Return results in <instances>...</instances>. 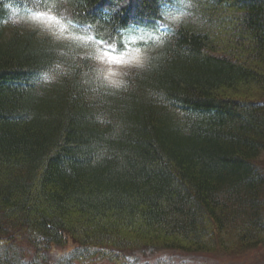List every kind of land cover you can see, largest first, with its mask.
Masks as SVG:
<instances>
[{
    "label": "trees",
    "instance_id": "16d2710c",
    "mask_svg": "<svg viewBox=\"0 0 264 264\" xmlns=\"http://www.w3.org/2000/svg\"><path fill=\"white\" fill-rule=\"evenodd\" d=\"M52 9L120 42L154 35L144 65L107 88L79 50L13 19ZM263 152L264 0H0V264L255 248Z\"/></svg>",
    "mask_w": 264,
    "mask_h": 264
},
{
    "label": "clouds",
    "instance_id": "9594fccd",
    "mask_svg": "<svg viewBox=\"0 0 264 264\" xmlns=\"http://www.w3.org/2000/svg\"><path fill=\"white\" fill-rule=\"evenodd\" d=\"M187 6L194 7L192 4ZM53 7H55V5H53ZM113 11H115V9H113ZM39 15H42L44 19L39 20L36 17L32 19L35 20L42 29L46 30V33L54 42L60 43L73 50H79L78 54H82L84 59L89 60L95 66L97 78L102 80L103 85L107 88L120 89L126 87V81L122 79V76L125 74L123 70L130 67H142L147 59V50L135 46V42L139 38L132 39L134 46L131 50L127 47H116V45L120 43L116 35L119 29L101 25L100 20H97L91 25L92 30L81 29L83 32V34H81L80 31L74 30L71 20H65L57 13H51L54 18L52 22L47 21L49 13H42ZM171 18L178 23L186 19L183 14ZM110 57L121 59L120 62H116L115 60L110 62ZM54 68L59 70L61 74L64 72V69L59 63L55 64ZM106 73H108L109 76L107 79H104ZM44 80L47 83H56L57 75H50L46 72L44 74Z\"/></svg>",
    "mask_w": 264,
    "mask_h": 264
},
{
    "label": "rangeland",
    "instance_id": "374dc122",
    "mask_svg": "<svg viewBox=\"0 0 264 264\" xmlns=\"http://www.w3.org/2000/svg\"><path fill=\"white\" fill-rule=\"evenodd\" d=\"M62 10L64 11V9ZM52 11L40 10V11L32 12V13H26L22 11L16 14L13 17V19L15 22H19V20H21L23 23L26 22L28 26L31 25L30 27H35L41 33L48 35L46 33V30L42 29L40 25L36 23V21L33 20L32 18L36 17L39 20H43L44 17L39 14L49 13V15L47 16V21L50 22L48 20V17H52L51 13H56L53 9ZM11 13H12V10H11ZM57 14H59L65 20H70L69 17L62 16L64 13H61V14L57 13ZM72 25H73L74 30L80 31L81 34H83L81 29H79L75 24L72 23ZM135 38H139L136 40L135 46L142 47L146 49L147 51H148V45L151 44L152 40H155L154 35L150 36L146 34V32H137L136 29H131V31L126 30V32H124V35L121 38L120 45L117 44L116 47H127L129 50H131V48L134 46L132 39H135ZM111 61L112 60L110 59V62ZM92 66L94 67L96 71L95 66L93 64ZM127 69L129 68H126L123 71L126 72ZM108 76L109 74L106 73L104 79H107ZM259 164L264 169V152L259 159ZM54 249L57 250L58 252L61 251L60 249H57V248H54ZM170 251H172L174 254V258H172L173 260L170 261L172 263L177 262V263H188V264H202V263H208V264H264V243H261L257 247L246 250L244 252H236V253L232 252L231 254H224L223 252L218 251V250L212 253H200V254L199 253H195V254L186 253V252L175 251V250H170ZM170 251H168L169 254H170ZM159 256H160V253H158L156 256H150L143 260H148L149 263H153L156 261V259H160ZM161 257L163 258L160 260L161 263L166 261L164 260L166 259L164 258L165 257L164 255ZM51 258L53 257L51 256ZM90 263L94 264L93 262H90Z\"/></svg>",
    "mask_w": 264,
    "mask_h": 264
},
{
    "label": "snow or ice",
    "instance_id": "6c2138e0",
    "mask_svg": "<svg viewBox=\"0 0 264 264\" xmlns=\"http://www.w3.org/2000/svg\"><path fill=\"white\" fill-rule=\"evenodd\" d=\"M48 20H49L50 22H52V21L54 20V18H53V17H48ZM110 59H111V60H115L116 62H120V59H121V58L110 57Z\"/></svg>",
    "mask_w": 264,
    "mask_h": 264
}]
</instances>
